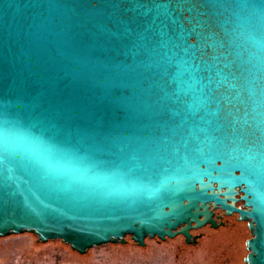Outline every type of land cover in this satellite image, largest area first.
I'll use <instances>...</instances> for the list:
<instances>
[{
	"label": "water",
	"instance_id": "95a60500",
	"mask_svg": "<svg viewBox=\"0 0 264 264\" xmlns=\"http://www.w3.org/2000/svg\"><path fill=\"white\" fill-rule=\"evenodd\" d=\"M216 209L264 264V0H0V239L190 242Z\"/></svg>",
	"mask_w": 264,
	"mask_h": 264
},
{
	"label": "flooded vegetation",
	"instance_id": "af4514ba",
	"mask_svg": "<svg viewBox=\"0 0 264 264\" xmlns=\"http://www.w3.org/2000/svg\"><path fill=\"white\" fill-rule=\"evenodd\" d=\"M235 206L244 209V202L238 201ZM213 218L218 227L213 228L208 224L201 229L192 230L190 242L185 236L177 235L175 238H167L165 241L158 237L148 238L145 240L146 245L140 246L130 236H127L125 244L105 246L134 249L144 255H152L159 249H167L175 252L179 263L183 257H191L197 264H245V258L248 255L246 242L251 239L249 223L241 221L239 214L227 215L221 209L214 210ZM92 251L93 249L88 254ZM243 254L245 255L243 256Z\"/></svg>",
	"mask_w": 264,
	"mask_h": 264
},
{
	"label": "rangeland",
	"instance_id": "374dc122",
	"mask_svg": "<svg viewBox=\"0 0 264 264\" xmlns=\"http://www.w3.org/2000/svg\"><path fill=\"white\" fill-rule=\"evenodd\" d=\"M248 235V234H247ZM249 237V235L247 236ZM37 236L23 234L0 241V264H178L175 252L159 249L144 255L134 249L99 247L85 257L74 256L61 250L58 244H36ZM72 251V250H71ZM74 252V251H73ZM246 253V252H245ZM245 254H243L244 256ZM82 256V255H80ZM84 256V255H83ZM184 258L179 264H197Z\"/></svg>",
	"mask_w": 264,
	"mask_h": 264
},
{
	"label": "trees",
	"instance_id": "16d2710c",
	"mask_svg": "<svg viewBox=\"0 0 264 264\" xmlns=\"http://www.w3.org/2000/svg\"><path fill=\"white\" fill-rule=\"evenodd\" d=\"M1 240H2V239H0V241H1ZM50 243L58 244V247H60L61 250H63V251H67L68 253H70V254H72V255H74V256H78V257H85V256H87V255L80 256L78 253L71 251L70 246L64 244L62 241H50V242H48L47 244H50ZM36 244H37V245H42V244L39 243L37 240H36Z\"/></svg>",
	"mask_w": 264,
	"mask_h": 264
}]
</instances>
